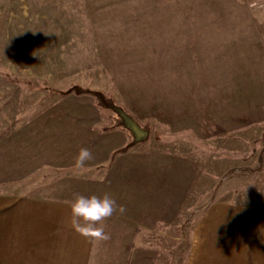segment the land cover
<instances>
[{"label":"rangeland","instance_id":"374dc122","mask_svg":"<svg viewBox=\"0 0 264 264\" xmlns=\"http://www.w3.org/2000/svg\"><path fill=\"white\" fill-rule=\"evenodd\" d=\"M6 192L110 195L136 264H185L210 205L264 211V0H0Z\"/></svg>","mask_w":264,"mask_h":264},{"label":"crops","instance_id":"0c3cea01","mask_svg":"<svg viewBox=\"0 0 264 264\" xmlns=\"http://www.w3.org/2000/svg\"><path fill=\"white\" fill-rule=\"evenodd\" d=\"M70 204L20 192L0 193V264H136L134 229L126 241L86 240L69 227ZM106 231V224L102 222ZM107 232V231H106ZM108 242V243H109ZM102 260V263H101ZM98 263V262H95ZM185 264H264V211L210 205L197 219Z\"/></svg>","mask_w":264,"mask_h":264},{"label":"clouds","instance_id":"9594fccd","mask_svg":"<svg viewBox=\"0 0 264 264\" xmlns=\"http://www.w3.org/2000/svg\"><path fill=\"white\" fill-rule=\"evenodd\" d=\"M92 159L91 151L87 148H81L74 159V168L77 170L84 169L87 162ZM117 211L122 213L125 209L123 206H118L108 194L103 197L77 195L70 202L69 227L74 233L86 240L106 241L110 237L105 232L102 222Z\"/></svg>","mask_w":264,"mask_h":264},{"label":"trees","instance_id":"16d2710c","mask_svg":"<svg viewBox=\"0 0 264 264\" xmlns=\"http://www.w3.org/2000/svg\"><path fill=\"white\" fill-rule=\"evenodd\" d=\"M232 171H233V172H237V171H238V169H233ZM230 172H231V171H230ZM224 178H225V177H224Z\"/></svg>","mask_w":264,"mask_h":264}]
</instances>
